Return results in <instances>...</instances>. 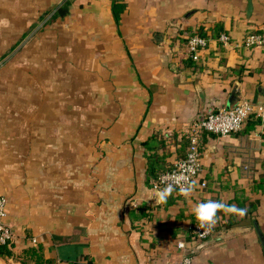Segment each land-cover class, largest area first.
<instances>
[{
	"label": "crops",
	"instance_id": "0c3cea01",
	"mask_svg": "<svg viewBox=\"0 0 264 264\" xmlns=\"http://www.w3.org/2000/svg\"><path fill=\"white\" fill-rule=\"evenodd\" d=\"M259 29L264 0H0V194L15 235L0 259L35 247L56 264H179L184 239L192 264H264V123L198 128L210 109L264 101V47L239 45ZM193 133L195 191L157 204L154 175ZM208 199L257 201L254 220L218 212L199 248L192 208Z\"/></svg>",
	"mask_w": 264,
	"mask_h": 264
},
{
	"label": "built area",
	"instance_id": "2783aa9c",
	"mask_svg": "<svg viewBox=\"0 0 264 264\" xmlns=\"http://www.w3.org/2000/svg\"><path fill=\"white\" fill-rule=\"evenodd\" d=\"M219 39L221 42L227 43L229 37L225 34H221ZM193 41H195V43H193ZM206 45L207 39L205 37L200 36L197 32L190 35L186 43V53L188 57L192 60H197L199 51ZM239 45H243L247 48L264 47V31L247 33ZM250 117L264 123V101L252 102L247 99H241L234 106L229 108L219 107L217 109H210L202 118H200L198 128L200 131L225 136L240 130ZM190 156L194 157V160H189ZM182 163L195 168V174L191 176V179L196 181L201 171V149L199 144V135L197 133H193L189 136V145L185 156L177 160L173 164V168L170 171L159 173L157 177L151 181L152 190L156 193L159 188L165 187V184L161 182V178L171 173L180 172L179 165ZM199 185L204 187L205 183L201 182ZM6 216L7 199L4 195L0 194V245L2 246H10L15 238L12 227L5 221ZM189 233L194 241L202 243L212 234V230L204 231L197 226V223H194L189 227ZM33 242L35 241L33 240ZM181 244L183 247L180 246ZM175 246L182 255L181 262L179 264H185L186 261L188 264H192V259L187 253L184 239L178 240ZM160 264L172 263L164 261Z\"/></svg>",
	"mask_w": 264,
	"mask_h": 264
},
{
	"label": "clouds",
	"instance_id": "9594fccd",
	"mask_svg": "<svg viewBox=\"0 0 264 264\" xmlns=\"http://www.w3.org/2000/svg\"><path fill=\"white\" fill-rule=\"evenodd\" d=\"M195 43V41H193ZM189 160H194V157H189ZM180 172L171 173L161 178V182L165 187L159 188L156 191L155 202L157 204H164L173 192H177L181 196L188 198L196 189V181L191 179L195 174V168L188 164L182 163L179 165ZM223 212L225 215L236 214L240 217L246 215L245 208H239L235 204H227L221 201L208 199L205 202L197 203L192 208V213L197 221V226L204 231H211L217 223V213ZM183 247V245H180ZM185 264H188L186 261Z\"/></svg>",
	"mask_w": 264,
	"mask_h": 264
},
{
	"label": "trees",
	"instance_id": "16d2710c",
	"mask_svg": "<svg viewBox=\"0 0 264 264\" xmlns=\"http://www.w3.org/2000/svg\"><path fill=\"white\" fill-rule=\"evenodd\" d=\"M68 4H69L68 1H66L64 3L63 8L59 10V13L63 14V12H65L67 9ZM118 4L119 3H117V2L114 3V7H113V15H114V18L116 21L119 20V13L123 9V6L120 5V8H119ZM263 31H264V29H262V30L259 29V30H254L251 32H263ZM198 34L200 36H203L200 33V31L198 32ZM172 168H173V165L169 166L166 170H164L162 172L170 171ZM159 173H161V172H158L157 174H155L152 180H154ZM257 204H258L257 201L250 202L248 208L246 209L247 210L246 216H248L251 220H254L253 217L255 216L254 213L256 211ZM216 228H217V226H214L212 231H214ZM11 246H12V244L10 246L0 245V258H9L10 256L13 255V252L11 251ZM17 258H18L20 264H56L54 259H52V258L45 259L42 255L41 248H35V247H29V248L23 250L22 254ZM73 264H80V262H76ZM87 264H94V263L91 261H88Z\"/></svg>",
	"mask_w": 264,
	"mask_h": 264
},
{
	"label": "rangeland",
	"instance_id": "374dc122",
	"mask_svg": "<svg viewBox=\"0 0 264 264\" xmlns=\"http://www.w3.org/2000/svg\"><path fill=\"white\" fill-rule=\"evenodd\" d=\"M0 73H1L2 78H6V79H4V82H2V88L0 91H3L4 94L6 95V91L8 90L7 89V82H8V75H7L8 74V67H7V65L4 68L2 67V69L0 70ZM0 264H7V263L0 259Z\"/></svg>",
	"mask_w": 264,
	"mask_h": 264
},
{
	"label": "water",
	"instance_id": "95a60500",
	"mask_svg": "<svg viewBox=\"0 0 264 264\" xmlns=\"http://www.w3.org/2000/svg\"><path fill=\"white\" fill-rule=\"evenodd\" d=\"M251 7H252V4H251V2H249V4H248V12H250ZM256 229H257V231L259 232V230H258L257 227H256ZM211 240H212V239H208V240H206V241H203L202 243H200L199 248H201V247H203V246L209 244V243L211 242ZM261 240H262V243H264V241H263L262 238H261Z\"/></svg>",
	"mask_w": 264,
	"mask_h": 264
}]
</instances>
